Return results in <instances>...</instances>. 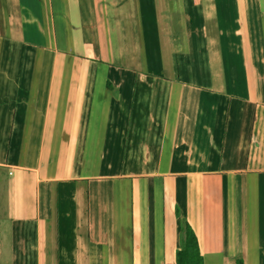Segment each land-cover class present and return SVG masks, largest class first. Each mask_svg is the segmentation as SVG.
Returning a JSON list of instances; mask_svg holds the SVG:
<instances>
[{"label": "crops", "instance_id": "1", "mask_svg": "<svg viewBox=\"0 0 264 264\" xmlns=\"http://www.w3.org/2000/svg\"><path fill=\"white\" fill-rule=\"evenodd\" d=\"M264 264V0H0V264Z\"/></svg>", "mask_w": 264, "mask_h": 264}, {"label": "trees", "instance_id": "2", "mask_svg": "<svg viewBox=\"0 0 264 264\" xmlns=\"http://www.w3.org/2000/svg\"><path fill=\"white\" fill-rule=\"evenodd\" d=\"M183 247L178 252L179 264H204L197 236L187 221H183Z\"/></svg>", "mask_w": 264, "mask_h": 264}]
</instances>
